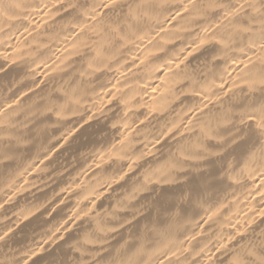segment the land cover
<instances>
[{
    "label": "clouds",
    "instance_id": "clouds-1",
    "mask_svg": "<svg viewBox=\"0 0 264 264\" xmlns=\"http://www.w3.org/2000/svg\"><path fill=\"white\" fill-rule=\"evenodd\" d=\"M169 2L177 10L184 4ZM155 4L28 0L27 25L0 30V264H264V0H221L216 12L207 10L204 0H192L181 17L191 30L177 33L178 45L172 46L184 57L177 69L178 95L181 112L191 108L192 130L169 131L175 119L169 113L152 117L134 134L136 143H121L117 121L127 117L116 100L104 99L111 95L105 91L110 81L88 75L87 65L97 62L100 50L123 56L128 51H122L123 39L136 32L143 34L141 43L153 32L159 35L169 9V16L161 13L155 22L133 14L134 8ZM50 8L57 11L55 19ZM196 9L203 14L193 16ZM36 17L51 22L33 24ZM69 38H86L81 55L51 73L50 48L36 47L11 62L5 55L21 43L32 48L30 41L45 39L56 46ZM186 87L199 95L185 96ZM201 125L213 133L207 142L216 151L200 160L198 169L191 165L144 184V176L157 175L169 159L189 164L179 152L193 136L206 139ZM149 145L153 151L145 156ZM102 152L111 162L96 171L107 179L87 200L73 199L84 187L59 205L62 193L48 199L38 187H20L39 166L38 173L55 182L46 190L53 191L64 177L91 168ZM210 157L218 163H204ZM129 164L134 168L113 183ZM136 185L145 190L129 210H117ZM241 196L254 209L225 225L224 213L241 203ZM93 200L95 208L86 211ZM226 201L228 207L220 210ZM97 220L112 227L101 232Z\"/></svg>",
    "mask_w": 264,
    "mask_h": 264
},
{
    "label": "bare ground",
    "instance_id": "bare-ground-1",
    "mask_svg": "<svg viewBox=\"0 0 264 264\" xmlns=\"http://www.w3.org/2000/svg\"><path fill=\"white\" fill-rule=\"evenodd\" d=\"M87 3V0H85ZM134 3H139L140 0H133ZM192 0H184L183 7L179 10L176 9L174 4H170L169 0H156L155 6L141 7L139 9L134 8L133 14L143 16L145 19H151L153 22L161 18V13L165 16H169V12L165 11L169 9L171 15L167 22L159 29V35L156 32L152 33L150 40L146 39L143 43L140 40L143 38V34L136 32L135 37H125L122 41L123 49L128 51L121 56L115 52H105L100 50L97 53V62L89 63L87 68L89 69L88 75L91 76H104L108 83L106 92L111 95L105 96L104 99L107 101L116 100L122 108V115L126 116L127 119L117 121L118 126L123 132L121 137V143L125 140H130L132 143H136L133 139L134 134L138 130L143 129L144 125L152 119V117H164L171 113V117H175L174 123L169 127V131L175 128H180L181 135H187L194 120V116H187V112L191 111L188 108L184 112H181L180 100L183 97L178 95V89L182 76L178 74L177 69L184 60L183 56H179L173 45H178L176 37L177 33H185L190 31L188 26V20H181L184 12L188 10V4ZM197 4L200 0H195ZM221 0H204L207 10L216 12L219 9L216 7ZM52 13L53 19L57 15L55 9H49ZM29 8L28 0H0V30L8 32L9 29L15 31L17 25H27ZM203 13L196 9L193 11V16H200ZM47 14H45L46 16ZM39 21L40 25L51 22L47 19H41L36 17L32 20L33 24ZM179 21V22H177ZM172 32L165 35L169 29ZM135 31V30H134ZM17 33V37H18ZM135 39V42L133 40ZM153 40H158V45H153ZM86 38L82 39H71L66 42L65 45L52 46L48 44L45 39H38L30 41L32 48L29 45L19 44L17 47L10 49L5 55L9 57V60H15L17 57L25 58L29 56L36 47H40L41 50L50 48L47 55L51 56L48 61L49 67L48 72L62 69L70 61L76 60L81 55L84 47ZM0 53H4L3 49H0ZM167 53V55H166ZM37 63H40L39 61ZM46 78V75L41 70V79ZM233 80L237 79V76L232 77ZM219 83V82H218ZM220 86H223L220 83ZM229 88L232 85L228 86ZM185 96L199 95L194 92L190 87L184 89ZM215 98V97H214ZM38 100V98H37ZM204 105H201L203 109ZM173 109L175 111L173 112ZM58 115H60L58 113ZM187 117V118H185ZM203 129L206 139L201 140L199 136H193L191 142L187 145L186 150H181L179 156L181 160L189 161L188 165H182L177 163L175 160L169 159L156 169L157 175L149 173L144 176V184L158 183L162 177L167 175L173 170L183 169L185 167L193 165L194 169H198L201 165L198 164L200 160L207 158L208 153L216 151L214 149L216 145L208 144V140L213 139V133L204 129V126H200ZM145 131H147L145 129ZM257 134L252 133V138L255 139ZM125 147L121 151H125ZM153 148L151 145L148 146L145 156L151 154ZM120 154L112 153L111 158H115L116 155ZM199 154V155H198ZM111 162L110 156L105 155L103 152L96 157L95 161H90L92 167L84 171H78L71 177H64L65 182H61L59 187L53 191H46L52 188L53 183L50 182L49 178L38 173V167L32 168L31 171L26 175L22 181L20 187L25 185L38 187L41 191L45 192V196L48 199L54 198L56 195L60 196V200L57 201V205L64 202L73 192L80 190L82 187L87 190L82 192L79 197H74L76 200H87L93 194V190L102 183L107 176H100L97 173V169L105 168L107 164ZM207 165H215L218 163L217 159L209 158L205 161ZM134 165L129 164L125 169L124 173L113 179V183L119 182L123 177L132 169ZM170 180L172 177L169 178ZM75 181V182H73ZM96 181V183H93ZM145 188L142 185L134 186L129 192L123 197V202H117L115 208L120 211L129 210V205L137 199V195L143 192ZM264 192V189H261ZM237 198L233 197L232 201ZM241 203L235 204L230 211L224 213L225 225L227 221L237 222L241 217L246 215L250 210L254 209L255 205L248 203L244 200V197H240ZM229 202H224L220 205V210L228 207ZM246 205V206H245ZM96 206V200H93L87 207L86 211H89ZM243 209V211H241ZM78 209H73L76 211ZM264 210V209H262ZM83 215V213H82ZM111 214L109 213V217ZM251 223V218L249 219ZM96 227L99 231H103L105 227H112L106 222L101 223L99 220L96 222ZM199 235V233H197Z\"/></svg>",
    "mask_w": 264,
    "mask_h": 264
}]
</instances>
